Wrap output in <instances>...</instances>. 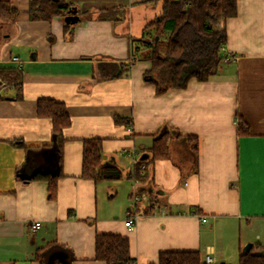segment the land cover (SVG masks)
Returning <instances> with one entry per match:
<instances>
[{
	"label": "crops",
	"instance_id": "crops-1",
	"mask_svg": "<svg viewBox=\"0 0 264 264\" xmlns=\"http://www.w3.org/2000/svg\"><path fill=\"white\" fill-rule=\"evenodd\" d=\"M65 1L77 9L74 23L65 21L69 11L32 17L31 0H11L15 21L0 18V67L21 70L23 90L17 99L0 77V264H39L37 248L53 240L72 248L70 264H106L96 258L98 232L127 236L134 264H157L165 250H198L204 261L228 263L248 242L264 246V0H237L238 14L220 23L227 43L210 80L192 78L164 93L144 76L152 66L145 26L160 0ZM132 59L128 74L97 79V62ZM41 98L64 102L72 119L61 165L52 120L37 114ZM238 115L249 133L238 134ZM165 124L198 137V171L182 179L172 159H160L138 181L135 166L149 158ZM94 137L103 139V163L117 166L121 179L83 176L84 139ZM39 170L58 176L55 198L48 181L33 178ZM135 192H148L152 212H145L149 201L134 202ZM135 212L130 229L126 218Z\"/></svg>",
	"mask_w": 264,
	"mask_h": 264
},
{
	"label": "trees",
	"instance_id": "trees-1",
	"mask_svg": "<svg viewBox=\"0 0 264 264\" xmlns=\"http://www.w3.org/2000/svg\"><path fill=\"white\" fill-rule=\"evenodd\" d=\"M162 8L155 19L149 21L145 30H150V40L145 41L150 49L148 56L151 68L145 72V79L156 86L157 93H164L171 88H185L190 79L198 81L210 80L219 70L223 61V48L227 43L226 26L220 23L238 14L237 0H160ZM72 3L65 0H31L32 17L52 19L56 15H65L73 8ZM18 9L11 0H0V18L15 21ZM65 27H69L65 23ZM104 60L95 64L98 80H106L128 74L133 63ZM0 77L8 86L17 91L16 98L22 99V73L17 68L0 67ZM0 89V99H4ZM37 114L52 120L53 140L51 146L55 150L60 165L63 159L65 138L63 131L71 122L66 104L52 98H41L37 103ZM117 123L131 125V120L116 115ZM249 133L246 120L238 115V134ZM13 142L28 150L21 140ZM149 158L138 160L132 177L145 181L148 174L142 172L149 163L160 159H172L182 171V179L198 171L199 139L196 135L183 134L165 124L153 135L149 147ZM144 164L142 168L141 165ZM84 177L95 181L118 180L122 178L121 170L115 165L103 163V139L85 138L83 148ZM129 176V177H131ZM35 179L48 181L50 197L57 195L58 176L41 170L33 176ZM27 179H25L26 181ZM147 190V189H146ZM148 191V190H147ZM145 212H152L155 202L149 201ZM96 258L106 264H134L131 255L130 239L119 233L96 234ZM39 264H70L76 258L72 248L57 240L50 241L37 248L35 253ZM152 264V263H150ZM157 264H229L227 262L207 263L198 250H165L158 256ZM237 264H264V246L253 244L249 251L239 255Z\"/></svg>",
	"mask_w": 264,
	"mask_h": 264
},
{
	"label": "built area",
	"instance_id": "built-area-1",
	"mask_svg": "<svg viewBox=\"0 0 264 264\" xmlns=\"http://www.w3.org/2000/svg\"><path fill=\"white\" fill-rule=\"evenodd\" d=\"M224 49V48H223ZM15 59H17V57H15ZM230 58L229 57H225L224 58V61H229ZM1 81V79H0ZM135 158V156H134ZM133 200L135 203H139V202H148L149 201V195H148V192H135L134 195H133ZM131 213L127 216L126 218V225L130 228V229H133L134 226H135V223H136V219L139 217V213ZM202 221H207V218H202ZM42 223L41 221L37 220V221H34L33 224H32V227L31 229L33 231L39 229L41 227ZM207 263H213V260L212 258L208 255L206 256V260H205Z\"/></svg>",
	"mask_w": 264,
	"mask_h": 264
},
{
	"label": "water",
	"instance_id": "water-1",
	"mask_svg": "<svg viewBox=\"0 0 264 264\" xmlns=\"http://www.w3.org/2000/svg\"><path fill=\"white\" fill-rule=\"evenodd\" d=\"M76 10H77L76 8H74L73 10L72 9L69 10L70 14L65 17L66 22L74 23L78 20V15L76 14ZM252 245H253L252 242H248L245 245L243 251H249L252 248Z\"/></svg>",
	"mask_w": 264,
	"mask_h": 264
},
{
	"label": "rangeland",
	"instance_id": "rangeland-1",
	"mask_svg": "<svg viewBox=\"0 0 264 264\" xmlns=\"http://www.w3.org/2000/svg\"><path fill=\"white\" fill-rule=\"evenodd\" d=\"M262 235H264V229H262ZM262 240H264V236L262 238ZM245 247V245L243 246V248ZM242 248V249H243ZM239 261V258L238 256L237 257H233V258H230V260L228 261L229 264H237Z\"/></svg>",
	"mask_w": 264,
	"mask_h": 264
}]
</instances>
